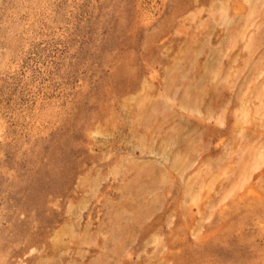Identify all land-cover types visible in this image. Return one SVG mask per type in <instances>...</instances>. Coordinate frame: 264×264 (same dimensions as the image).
<instances>
[{
  "label": "rangeland",
  "instance_id": "obj_1",
  "mask_svg": "<svg viewBox=\"0 0 264 264\" xmlns=\"http://www.w3.org/2000/svg\"><path fill=\"white\" fill-rule=\"evenodd\" d=\"M0 264H264V0H0Z\"/></svg>",
  "mask_w": 264,
  "mask_h": 264
},
{
  "label": "bare ground",
  "instance_id": "obj_2",
  "mask_svg": "<svg viewBox=\"0 0 264 264\" xmlns=\"http://www.w3.org/2000/svg\"><path fill=\"white\" fill-rule=\"evenodd\" d=\"M246 2V1H245ZM248 2V1H247ZM252 11V10H251ZM251 18V17H250ZM253 39V38H252ZM250 42V41H249ZM251 44V43H250ZM247 47H248V44H247ZM250 47V46H249Z\"/></svg>",
  "mask_w": 264,
  "mask_h": 264
}]
</instances>
